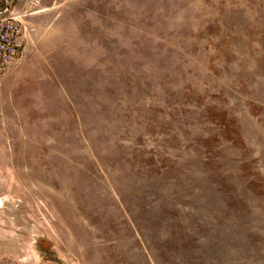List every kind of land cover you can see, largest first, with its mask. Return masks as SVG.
I'll return each mask as SVG.
<instances>
[{
	"label": "rangeland",
	"instance_id": "obj_1",
	"mask_svg": "<svg viewBox=\"0 0 264 264\" xmlns=\"http://www.w3.org/2000/svg\"><path fill=\"white\" fill-rule=\"evenodd\" d=\"M26 8L0 264H264V0Z\"/></svg>",
	"mask_w": 264,
	"mask_h": 264
},
{
	"label": "built area",
	"instance_id": "obj_2",
	"mask_svg": "<svg viewBox=\"0 0 264 264\" xmlns=\"http://www.w3.org/2000/svg\"><path fill=\"white\" fill-rule=\"evenodd\" d=\"M22 2L23 6L18 7ZM40 0H0V82L4 70L25 51L30 27L25 20L29 8Z\"/></svg>",
	"mask_w": 264,
	"mask_h": 264
}]
</instances>
